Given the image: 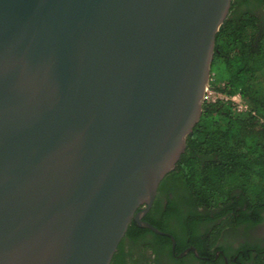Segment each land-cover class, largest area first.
<instances>
[{
	"label": "water",
	"instance_id": "95a60500",
	"mask_svg": "<svg viewBox=\"0 0 264 264\" xmlns=\"http://www.w3.org/2000/svg\"><path fill=\"white\" fill-rule=\"evenodd\" d=\"M232 0H0V264H111L203 114ZM193 251L190 246L178 254Z\"/></svg>",
	"mask_w": 264,
	"mask_h": 264
},
{
	"label": "trees",
	"instance_id": "16d2710c",
	"mask_svg": "<svg viewBox=\"0 0 264 264\" xmlns=\"http://www.w3.org/2000/svg\"><path fill=\"white\" fill-rule=\"evenodd\" d=\"M259 11L264 12V0H232L217 34L210 83L224 93L240 92L250 110L237 112L230 100L205 101L185 152L161 181L144 217L174 236L175 251L170 236L140 227L133 220L111 264H124L128 242L132 250L151 249L148 261H190L196 258L192 251L178 257L190 245L213 261L219 248L228 253V247L219 243L226 228L252 227L263 220L264 27ZM243 249L242 264L250 259L264 264L262 255L248 256L251 250ZM132 253L131 259L137 261Z\"/></svg>",
	"mask_w": 264,
	"mask_h": 264
},
{
	"label": "flooded vegetation",
	"instance_id": "af4514ba",
	"mask_svg": "<svg viewBox=\"0 0 264 264\" xmlns=\"http://www.w3.org/2000/svg\"><path fill=\"white\" fill-rule=\"evenodd\" d=\"M258 13L262 18L261 26L264 27V12L259 11ZM219 243H222L224 246L228 247V253L225 252L224 249L219 248L213 261H209L208 257L206 256H201L200 254L198 256L194 253L196 258H191L190 261H184L183 263L179 264H231L233 261L242 264L241 261H245L241 258V254L244 253L243 246H247L248 249L251 250V252L247 253L248 256H251L252 253H254L255 256L260 254L262 257H264V218L260 223L252 227L238 226L236 228H226L219 237ZM257 246L263 248L260 249ZM132 251V255L137 259V261H133L131 259ZM125 252H129V254L125 256V260L123 261L124 264H164L163 261L159 263L157 261H148L147 256L152 253L151 249L143 250L137 248L132 250L131 242L125 244ZM152 255L154 257V254ZM221 258L223 261H221ZM246 261H248V264H255L252 262L254 259Z\"/></svg>",
	"mask_w": 264,
	"mask_h": 264
},
{
	"label": "built area",
	"instance_id": "2783aa9c",
	"mask_svg": "<svg viewBox=\"0 0 264 264\" xmlns=\"http://www.w3.org/2000/svg\"><path fill=\"white\" fill-rule=\"evenodd\" d=\"M217 100H230L237 112H245L250 110L249 104L243 99L240 92H236L234 94L224 93L211 87L210 84L206 91L205 101L215 102Z\"/></svg>",
	"mask_w": 264,
	"mask_h": 264
}]
</instances>
